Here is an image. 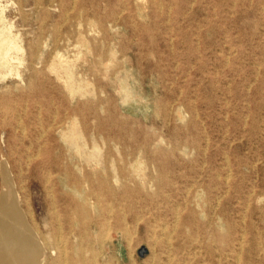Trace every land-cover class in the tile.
<instances>
[{
  "label": "rangeland",
  "instance_id": "rangeland-1",
  "mask_svg": "<svg viewBox=\"0 0 264 264\" xmlns=\"http://www.w3.org/2000/svg\"><path fill=\"white\" fill-rule=\"evenodd\" d=\"M0 34V189L6 160L44 264H264V0H0ZM85 173L91 231L55 201Z\"/></svg>",
  "mask_w": 264,
  "mask_h": 264
},
{
  "label": "bare ground",
  "instance_id": "bare-ground-1",
  "mask_svg": "<svg viewBox=\"0 0 264 264\" xmlns=\"http://www.w3.org/2000/svg\"><path fill=\"white\" fill-rule=\"evenodd\" d=\"M73 1H75V0H73ZM73 7H74V5H73ZM14 49H18V46H17V43L15 42V40L12 37H9V36L4 35V34H0V66L8 65L9 57H10V55ZM244 124H245V122H244ZM41 137L42 136H40V138ZM206 140H208V139H206ZM7 147H9V149L12 152H14V148L12 147V145L7 144ZM38 150H39V148H38ZM49 152H50V150L48 148H44V149L42 148L38 152L37 156H41L42 159L37 164L31 165V167H30L31 168L30 169V178L28 179L29 188H30L32 182H34L37 184L36 188L43 189L44 179H43V177H40V171L43 169H47L48 176L46 177L45 180H47V182H49V181H51L50 176L54 173V171L56 172V170L58 169V166H59V164L57 163L58 160L51 161L49 159V157H50ZM31 157H33V156H31ZM2 165H3V167H2V177H3L2 189L3 190L0 189V264H44L43 259H42L43 258V250L41 247L40 238L37 235V233L34 232V230L32 229V227L30 226V224L28 222V218L26 217L25 212L22 209L21 204H20L18 190L15 187L16 183L22 179V176H21V174H19V176H17V180H16V178L13 179V177H11V172L8 168V164L6 163V160L4 163H2ZM106 168H107V166H106V164H104L103 170H105ZM89 178H90V174L85 173V174L81 175L80 177L75 178L73 180L74 183L72 185L78 189V193L80 192L79 195L81 194L80 200L79 199L76 200L75 198H73L69 194H60V193L56 196L57 198L55 199L56 203L60 202L62 204H65L63 206V213H62L63 217L62 216L61 217L64 218L66 222H70L68 219L69 218V215H68L69 210L73 211L77 214V220L80 221V223L83 222V216L87 214L88 220H86V222L84 223L86 225L87 231H91L96 227V224L98 222L99 217L103 216L104 214H109V213L111 214L113 212V208L111 206H109L110 209H108L107 206H106V208L103 207V205H102V202H103L102 197L103 196L101 194H97L96 191H94V189H93V187L89 181ZM68 182H69L68 185H70L69 179H68ZM45 187H46V189H48L47 185H45ZM218 203H219V201H218ZM54 207H55V205H54ZM96 210L97 211L99 210L100 216L94 215V211H96ZM176 216H178V215L176 214L175 217ZM244 216H246V215H244ZM50 218H51V216H50ZM59 229H61V228L59 227ZM58 232H60V231H58ZM58 232H57V234H59ZM89 241L91 242L92 239ZM102 241H101V243H102ZM168 243H170V242H168ZM101 250H102V248H101ZM63 255H65V254H63ZM63 258H64V256H63ZM60 259H62V258L60 257ZM63 260H65V259H63ZM93 260H95V259H93ZM156 260L157 259H155V261Z\"/></svg>",
  "mask_w": 264,
  "mask_h": 264
},
{
  "label": "water",
  "instance_id": "water-1",
  "mask_svg": "<svg viewBox=\"0 0 264 264\" xmlns=\"http://www.w3.org/2000/svg\"><path fill=\"white\" fill-rule=\"evenodd\" d=\"M144 252H145V250H144Z\"/></svg>",
  "mask_w": 264,
  "mask_h": 264
}]
</instances>
